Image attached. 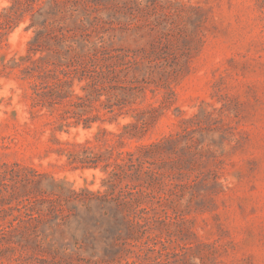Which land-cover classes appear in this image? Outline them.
Here are the masks:
<instances>
[{
    "label": "rangeland",
    "instance_id": "1",
    "mask_svg": "<svg viewBox=\"0 0 264 264\" xmlns=\"http://www.w3.org/2000/svg\"><path fill=\"white\" fill-rule=\"evenodd\" d=\"M12 4L0 0V21ZM97 10L115 28V47L159 62L145 75L159 85L137 104L154 107L147 131L120 136L137 111L59 128L61 111L36 105L38 80L24 73L30 14L3 30L0 264H264V0H98ZM168 137L107 185L106 160L87 168L69 160L91 148L114 162ZM107 186L113 199L135 191L148 201L139 223L115 234L112 254L70 231L81 195Z\"/></svg>",
    "mask_w": 264,
    "mask_h": 264
},
{
    "label": "trees",
    "instance_id": "2",
    "mask_svg": "<svg viewBox=\"0 0 264 264\" xmlns=\"http://www.w3.org/2000/svg\"><path fill=\"white\" fill-rule=\"evenodd\" d=\"M20 1L13 0V4L5 8L0 34L30 14L28 28L34 29V35L23 60L28 63L24 73L38 80L33 82L40 100L36 105L59 109L62 121L59 128L80 124L91 127L94 122L117 121L121 115L137 111V120L124 124L126 131L120 136L144 135L148 126L146 113L154 107L137 104L146 97V89L151 88V84L159 85L158 81L145 77L153 73L159 62L147 59L149 56L137 60L114 46L115 28L98 15V0H40L39 4V0H27L19 8ZM139 71L146 73L140 76ZM76 80L84 81L82 92L73 89ZM171 141L173 138L168 137L144 144L138 152L127 153L114 162L108 158L97 159L91 148L71 154L69 160L75 168L98 167L101 160H106L101 167L109 172L103 180L107 185L115 181L119 170L142 167L147 158L154 157ZM86 190L90 197L81 195L85 209H78L76 225L70 231L75 236L79 232L85 242L91 241L95 248L100 246L107 254H112L116 249L115 234L123 225L139 223L142 218L139 206L148 201L137 200L135 191L131 193L132 199H113L109 197L108 186L105 191ZM139 192L144 196L149 194L147 190Z\"/></svg>",
    "mask_w": 264,
    "mask_h": 264
}]
</instances>
